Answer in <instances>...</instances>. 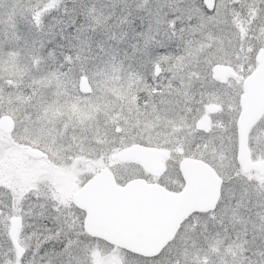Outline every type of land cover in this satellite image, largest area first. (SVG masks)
<instances>
[{
    "label": "snow or ice",
    "instance_id": "1",
    "mask_svg": "<svg viewBox=\"0 0 264 264\" xmlns=\"http://www.w3.org/2000/svg\"><path fill=\"white\" fill-rule=\"evenodd\" d=\"M0 264H264V0H0Z\"/></svg>",
    "mask_w": 264,
    "mask_h": 264
}]
</instances>
